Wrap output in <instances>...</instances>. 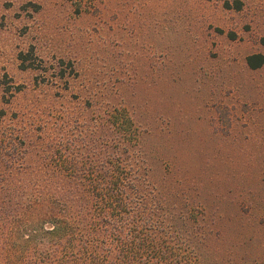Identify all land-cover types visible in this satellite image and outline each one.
Here are the masks:
<instances>
[{"label": "rangeland", "instance_id": "374dc122", "mask_svg": "<svg viewBox=\"0 0 264 264\" xmlns=\"http://www.w3.org/2000/svg\"><path fill=\"white\" fill-rule=\"evenodd\" d=\"M223 1L0 0V84L27 87L9 104L0 90V109L34 119L35 137H61L67 109L66 137H92L125 105L152 128L146 148L176 155L222 223L227 263L264 264V62L246 61L264 53V0ZM35 77L48 86L32 88ZM100 123L97 137H113Z\"/></svg>", "mask_w": 264, "mask_h": 264}, {"label": "trees", "instance_id": "16d2710c", "mask_svg": "<svg viewBox=\"0 0 264 264\" xmlns=\"http://www.w3.org/2000/svg\"><path fill=\"white\" fill-rule=\"evenodd\" d=\"M28 54L19 52L23 69L34 66ZM246 61L257 68L264 53ZM7 79L0 90L9 104L27 87ZM47 86L34 78L32 88ZM58 112L63 136L35 137L34 119L19 111L7 119L0 109V264H228L222 223L192 177L176 171V155L162 159L146 148L149 125L124 105L98 117L97 129L110 121L113 137H97L100 129L86 137L81 128L66 137L73 115ZM36 120L44 130L47 122Z\"/></svg>", "mask_w": 264, "mask_h": 264}]
</instances>
